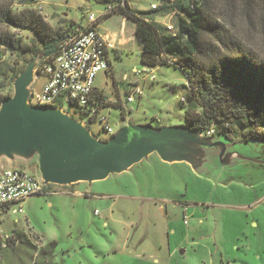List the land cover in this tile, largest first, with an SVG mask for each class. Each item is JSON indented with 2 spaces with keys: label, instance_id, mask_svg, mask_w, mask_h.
I'll list each match as a JSON object with an SVG mask.
<instances>
[{
  "label": "rangeland",
  "instance_id": "374dc122",
  "mask_svg": "<svg viewBox=\"0 0 264 264\" xmlns=\"http://www.w3.org/2000/svg\"><path fill=\"white\" fill-rule=\"evenodd\" d=\"M26 1L15 0L13 11L25 22L26 10L41 15L50 28H39L42 37L85 29L94 17L111 49V67L97 75L95 88L105 97L99 114L113 133L82 111L32 104L44 82L37 25L0 26L3 39L19 46L0 44V98L39 110L27 129L6 125L12 146L0 150V170H24L42 185L39 196L19 206L22 214L1 217V235L24 232L38 249L56 242V264H264V141L246 142L237 130L195 145L179 139L177 133L189 134L180 128L189 104L180 62L163 58L162 66L145 68L133 23L117 13L125 1L163 34H177L179 6L191 8L192 0ZM26 109L9 105L3 120H17ZM110 140L116 143L103 159L80 167ZM41 150L50 163L79 168H47Z\"/></svg>",
  "mask_w": 264,
  "mask_h": 264
},
{
  "label": "trees",
  "instance_id": "16d2710c",
  "mask_svg": "<svg viewBox=\"0 0 264 264\" xmlns=\"http://www.w3.org/2000/svg\"><path fill=\"white\" fill-rule=\"evenodd\" d=\"M2 1L0 26L16 28L23 25L33 30L26 22L37 25L35 37L44 48L41 55L45 58L43 65L58 54L63 42L79 31L73 29L56 32L52 38L42 37L39 28L44 31L50 28L41 15L26 10L25 22L13 11L15 0L6 4ZM192 2L191 8L179 6L181 14L176 17L175 25L177 34L171 35L163 34L155 21L133 14L125 1L117 13L133 23L134 33L142 44L141 64L145 68L162 66L163 58L180 62L189 91V104L183 110L185 124L180 128L187 129L189 134L179 132L176 134L179 139L186 137V141L195 145L222 131L223 136L231 138L237 130L245 133L242 137L246 142L264 141V0ZM32 3L29 0L25 4ZM0 44L11 51L19 48L2 35ZM94 96L100 107L103 106L105 97L98 92ZM4 100L0 98V105ZM112 104L123 112L120 106ZM209 131L213 134L201 138L200 135ZM12 233L17 243L5 248L0 244V264H56V242L38 249L29 235L16 230ZM32 238L39 239L35 235Z\"/></svg>",
  "mask_w": 264,
  "mask_h": 264
},
{
  "label": "built area",
  "instance_id": "2783aa9c",
  "mask_svg": "<svg viewBox=\"0 0 264 264\" xmlns=\"http://www.w3.org/2000/svg\"><path fill=\"white\" fill-rule=\"evenodd\" d=\"M113 7H110L112 10ZM151 8L156 9V5ZM90 25L84 30L74 33L60 46L58 54L42 67L41 76L44 82L40 94L34 95L33 101L37 105L52 107L62 111H82L90 117H96L106 133H113L108 126V118L99 114L100 104L96 100L95 80L99 73L109 69L110 44L102 37L95 20L88 19ZM137 94H141L139 91ZM184 101V99H182ZM128 103L134 102V95H128ZM209 131L204 136H210ZM42 185L35 177L24 170H0V215L22 214L19 207L26 200L39 196ZM17 243L13 233L9 236L1 235L0 244L5 248L9 244Z\"/></svg>",
  "mask_w": 264,
  "mask_h": 264
},
{
  "label": "water",
  "instance_id": "95a60500",
  "mask_svg": "<svg viewBox=\"0 0 264 264\" xmlns=\"http://www.w3.org/2000/svg\"><path fill=\"white\" fill-rule=\"evenodd\" d=\"M9 105L12 106V107H16V108H18V107L19 108H24V109L27 108L24 105H19L18 103H14L13 105L9 104V103L7 104V102L3 103L2 111L0 113V139H1L0 140V150H3L5 147H9L10 148L12 146L10 143L6 142L7 137L4 138L5 135H7L9 133V130L11 128V127L8 128L7 126L13 125L14 126L13 129H16V128L27 129V127H28V119L30 118L32 113L39 112V110H36L34 107H29V109H26V111L17 114V118H18L17 120L13 119L10 116H8V118L6 117L7 119L3 120V118H4L3 116L5 115L4 113L9 108ZM14 110H16V109H14ZM3 133H4V135L2 136ZM115 143H116L115 140H110V142L105 146V152L103 154L97 155L96 159L92 158L88 162H86L83 165H81L80 167H86L87 168V167L91 166L93 163H97V161L99 159H103L106 156L107 149H109V147H111ZM36 144H37V141H36ZM39 150H40V147H39ZM41 155H42V161H44V163L46 164V167L47 168H51L50 167L51 165L49 164L50 162H48L47 159L44 157L43 152H42ZM64 168L66 170H70L72 168L76 169V168H79V167H68V168L64 167ZM64 168H59V169H64Z\"/></svg>",
  "mask_w": 264,
  "mask_h": 264
},
{
  "label": "crops",
  "instance_id": "0c3cea01",
  "mask_svg": "<svg viewBox=\"0 0 264 264\" xmlns=\"http://www.w3.org/2000/svg\"><path fill=\"white\" fill-rule=\"evenodd\" d=\"M111 50V49H110ZM111 67V65H110V58H109V68ZM109 70V69H108ZM40 77H42V76H40ZM95 92H100V90H98V89H95ZM94 123H96V122H94ZM95 125H97V124H95ZM109 143V142H108ZM35 144V142L33 141V143H32V145H34ZM35 147H37V144H36V146ZM38 149V151L40 152V150H39V148H37ZM1 151H3V150H1ZM41 154H42V151H41ZM93 155H95L94 153H93ZM92 159V158H91ZM161 162H164V164H166V163H168L167 161H164V160H162ZM171 163V162H170ZM52 167H54V168H64L65 167V165L63 164V163H58V162H51V163H49ZM173 165V164H172ZM110 174V173H109ZM109 174L108 175H106L103 179H107V176H109ZM80 182V183H85L83 180H81V179H78L77 180V182ZM72 182V181H71ZM3 215H7V214H3ZM3 215H0V221H1V217L3 216Z\"/></svg>",
  "mask_w": 264,
  "mask_h": 264
}]
</instances>
